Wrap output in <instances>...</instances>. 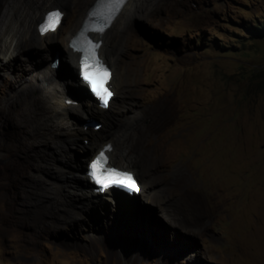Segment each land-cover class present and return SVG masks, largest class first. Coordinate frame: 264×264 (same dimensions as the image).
Listing matches in <instances>:
<instances>
[{"label":"rangeland","instance_id":"374dc122","mask_svg":"<svg viewBox=\"0 0 264 264\" xmlns=\"http://www.w3.org/2000/svg\"><path fill=\"white\" fill-rule=\"evenodd\" d=\"M32 1L0 0V27L15 26ZM68 1L67 9L49 6L66 15L49 33L51 45L34 38L14 56L13 70L0 67L2 143L16 124L44 114L43 106L33 114L26 104L50 85L18 93L23 78L52 67L55 52L62 62L68 49L76 53L66 36L88 0ZM140 2L121 27H111L124 104L115 99L110 109L122 110L114 123L118 148L132 150L145 190L121 194L115 206L67 197L79 185L57 176L59 169L87 168L84 158L95 151L82 138V147L56 148L39 120L11 141L12 152L0 146V264H264V28L256 27L264 0ZM10 3L15 21L6 26ZM63 70L56 77L67 84L70 117L104 124L76 110L85 91Z\"/></svg>","mask_w":264,"mask_h":264},{"label":"bare ground","instance_id":"6f19581e","mask_svg":"<svg viewBox=\"0 0 264 264\" xmlns=\"http://www.w3.org/2000/svg\"><path fill=\"white\" fill-rule=\"evenodd\" d=\"M95 1L96 0H88L85 3V5H83L84 7L81 9L79 13L80 15H79L77 23L72 28V31L68 33V35L66 36V41H68V43L71 40V38L81 28L82 23L86 17V14L89 8L92 6V4ZM140 1L141 0H128V2L123 7H121L120 12H118L117 15L115 16L112 25L106 29L105 33L101 34L98 31L93 32L94 37L100 36L101 34L100 37L101 39H103V43H102L100 51L101 53L103 52V55H104V57L102 58L107 62V64H110L114 68V75L111 80V85L113 86L115 90V95L111 98L107 109L100 108L98 105V101L94 99V97L90 93L88 92L86 93V90H87L86 85L78 77L79 53H73L71 50L68 49L70 53L67 52L65 54L63 62L60 61V64L58 67V68H64L63 72L68 73L69 75V78L67 80H69L70 82L71 80H73V83L75 84V86L81 89V94L85 91L84 93L85 95H82L83 100L79 98V103H78V106L76 107V110H78L79 112H82L83 115L92 114L95 116L104 117L102 118L104 124L99 129L103 136H101V134L100 135L97 134L94 131H93L94 133H91L90 131L92 130H89V129H88L89 131H87V129H85L83 126L82 120L74 119L70 117L69 113L74 108V106L68 104V100L70 99V96L68 95L66 91L67 84L65 83L64 80H59L58 79L59 77L58 78L56 77L57 69L51 67L50 65L51 63L47 65L45 63V65H42L37 70L35 69L34 71H30V73L26 77L23 78L17 90L18 93L19 92L21 93L27 88H37L41 85L47 86V84L50 85V87L46 89L43 94H41L42 93L41 91L40 94L38 92V95H34L35 97L36 96L40 97L41 99V101L39 100L40 103H35L34 101L35 97L31 96L28 98V103L26 104L27 109H29L31 113L33 114L36 113L43 106L44 114L43 116L41 115L42 117H40L39 120H41L44 125L42 129V134L45 135L46 142L53 143L56 146V148L59 147V148L69 149L71 146L82 147V145L77 144L78 138H82V144L84 145H85V141L88 140V145L90 144L91 149H94L95 152L92 154V156L89 155L90 157L84 158L85 161L87 159L89 161L93 156H95L100 151V149H102V147L105 144L111 142L114 147L110 151V157L112 160L110 169H114L115 165H117L118 167L132 170L134 171L136 178H140V177L142 178V176L139 175L140 172H139L138 166L136 165L137 159L135 155L133 154L132 150H130L128 147H127L128 149L125 147L118 148L120 144L122 145V141H121L122 136L119 130L116 128V124L114 125V123H115V120L118 119L120 112L122 110L121 109H116V110L110 109L112 107L111 104L114 102V100L118 99L117 98L118 95H116V93H117V89L119 85L118 78L120 77V72L117 66L118 58L115 56L116 52H114V50L112 49L113 48V37L110 32H111V27L115 26V24L116 26L121 27V25L125 23L126 18L132 13V11L135 8L141 6ZM53 2H57L59 6L62 7L63 9H67L69 7V4L71 3V2L69 3L68 0H34L32 1V4L30 5V7L25 11L26 14L23 17L17 18L16 20L17 24H15V26L0 27V67H2L5 71H6V68L9 70L14 69V66L11 65L12 60L14 59V56L16 54L21 53L22 51L20 50L28 46L27 42H29L30 40L34 38L38 39L37 44L40 46L47 47L48 45H51V41L48 39V35L49 33L51 34V32L46 33L44 36L40 35L36 27L38 26V24L36 23H39L37 21H39L43 17L46 11L50 10L49 6ZM15 3L8 4L9 5L8 10L5 13L3 12L4 15L1 21L6 26H10V25L12 26L13 22L15 21L14 18L11 16L12 11H10L12 9V6ZM15 6L16 5H14V7ZM65 17L66 15H64L60 26H58V28L56 29V31L53 32V34L54 33L56 34V32L60 30L61 26L64 23ZM87 17L90 20L94 21V25L97 28L101 27L105 21V18H102L100 21H98V17L96 15H93L92 13L88 14ZM34 29L36 33L34 32ZM36 35L38 37H36ZM40 37L47 38V40L43 42V40H41ZM74 65H76L75 66L76 71L75 69H73ZM119 98L121 100L126 99V94L124 92H121L119 95ZM84 100H87V104L83 103ZM118 101L120 102V106L118 107H121L124 103H122L119 99ZM70 107H73V108H70ZM123 109L125 111V108ZM121 116L119 117V121L121 120ZM91 118L94 119L96 117H91ZM38 121L34 120L31 124H28V123L16 124L14 126L13 131L11 130V132L6 135V139H4V141L2 140L3 143L0 142V146L6 147L10 152H12L13 142L11 143V141L13 139L20 138V131L24 128L27 129V133L29 132V128H31V130H35V125ZM105 126L109 127L111 134L108 131H105L106 130ZM25 140H26V137H25ZM62 157L64 158V156ZM156 163H159V162L156 161L155 164ZM83 165L80 164L74 167L73 169L67 171L68 173H66L62 167L59 169L57 176H62L66 178L67 183H68L69 177H72L74 181L79 185L78 188L71 186L70 189L67 191V197H74V195H76L78 200L80 199L81 203L87 206H97L99 204H107L106 199L112 200L113 206L118 204V201H120L119 196H121L122 193L116 190H108V192L105 193L104 195L96 193L94 190L93 184L90 182L89 177L86 174L87 168H84ZM187 181H188V177L186 173H181V177L180 179H178V182L184 185L187 183ZM54 182L56 183V181ZM140 182H141V189L139 191V194H141L145 190L144 183H142L141 180ZM181 184H180V187H181ZM207 206L210 207L209 204Z\"/></svg>","mask_w":264,"mask_h":264},{"label":"clouds","instance_id":"9594fccd","mask_svg":"<svg viewBox=\"0 0 264 264\" xmlns=\"http://www.w3.org/2000/svg\"><path fill=\"white\" fill-rule=\"evenodd\" d=\"M128 2V0H120V3H119V7L117 10L115 11H108V21L107 22H104V24L99 27V28H89V29H83L84 28V24H85V21H86V18L87 16L85 17L83 23H82V26L81 28L78 30V32L71 38L70 42H69V46L72 48V50L76 53H79V64H78V71H79V74H78V77L79 79L85 83L86 85V88L88 89V93H90L94 99H96L98 101V105L100 108H103V109H107L108 106H109V103H110V100L111 98L115 95V90L113 88V86L111 85V80H112V77L114 75V68L110 65V64H107V62L102 58L104 56H102L101 52H100V48L102 46V43H103V39H101V34L105 33L106 29L110 27V25H112L113 21H114V18L115 16L117 15L118 12H120V9L121 7H123L126 3ZM102 5V8L104 7H108V9L112 8V5H111V0L108 2V0H96L95 3L91 6V8L89 9L88 14L90 13H93L95 12L98 13L99 11V6ZM54 11H59L62 13V17H61V22H62V19L64 17V11L60 8V7H55V8H52L48 11L45 12V14L43 15V17L39 20V24L37 26V30H38V33L42 36H44L46 33L48 32H51L53 33L54 31H56V29L58 28V26H60V24L54 28V29H48L46 31H44L45 29V24L48 23L47 21V13L48 12H54ZM83 31H85V36H87L88 40H86L84 37H82V40H83V49H80L78 47H76L73 43L76 41V39H78L79 37L83 36ZM94 31H98L100 32V36H95L94 37ZM97 38V39H95ZM85 51H89L93 54V60L99 64V65H102L103 67H107L110 71H111V76L109 78V80L107 81V86L109 87V89L112 91V96L109 100V102L107 103V105L105 104H102L100 102V97H98L94 91L92 90L90 84L88 83V81L84 78V71L86 69L83 68V64L84 63H88L87 61L86 62H83L81 59L84 55V52ZM60 61H61V55L58 53V52H55V54L53 55V60H52V67L55 68V69H58L59 67V64H60ZM87 93V91H86ZM100 120L96 119V118H90L86 121V123L84 124V126H88V125H92L94 126V128L96 130L100 129L103 124L102 123H99ZM84 127V128H85ZM113 144L111 142L105 144L102 149H100V151L95 155L93 156L89 161H88V165H87V176L89 177V180L90 182L93 184L94 186V190L96 193L98 194H101V195H104L105 193L108 192V190H116V191H119L121 192L122 194L126 195V196H133V194L135 193L137 196L139 194V191L141 189V182H140V179L139 178H136L135 176V173L134 171L132 170H129V169H124V168H121V167H118L117 165H115L114 169L117 170L118 172H121V173H128L132 176L133 180L135 181L136 185H137V189H129L127 187V185H124V184H110L108 187H104V185L102 184H99L97 183L96 179L94 177L91 176V167L90 165L96 161V160H99L100 161V168H104L106 170H110V165L112 163V160H111V157H110V151L113 149ZM108 152V153H107ZM101 153H103V156H101Z\"/></svg>","mask_w":264,"mask_h":264},{"label":"snow or ice","instance_id":"6c2138e0","mask_svg":"<svg viewBox=\"0 0 264 264\" xmlns=\"http://www.w3.org/2000/svg\"><path fill=\"white\" fill-rule=\"evenodd\" d=\"M54 21L48 24L49 28H54L55 23L59 21V14H54ZM44 30H47L45 28ZM89 65L86 63L84 65L85 69H88ZM84 78L91 82V86L93 91L98 95L101 96L104 100L105 105H107L108 99L111 97L112 93L108 90L105 86L107 80L110 76V73L106 68H103L99 65L93 71H84L83 73ZM103 156V153H101ZM100 161H94L90 167L93 170L90 174L94 175L97 183L104 185V187H108L110 184H124L130 188H136L137 185L133 180L132 176L128 173H121L115 169H110L106 173H100Z\"/></svg>","mask_w":264,"mask_h":264},{"label":"trees","instance_id":"16d2710c","mask_svg":"<svg viewBox=\"0 0 264 264\" xmlns=\"http://www.w3.org/2000/svg\"><path fill=\"white\" fill-rule=\"evenodd\" d=\"M259 25L260 26H256L258 30L264 28V22L263 21Z\"/></svg>","mask_w":264,"mask_h":264},{"label":"water","instance_id":"95a60500","mask_svg":"<svg viewBox=\"0 0 264 264\" xmlns=\"http://www.w3.org/2000/svg\"><path fill=\"white\" fill-rule=\"evenodd\" d=\"M86 89H87V88H86ZM86 91L88 92V89H87ZM136 196H137V195L134 193V194H133V197H136Z\"/></svg>","mask_w":264,"mask_h":264}]
</instances>
